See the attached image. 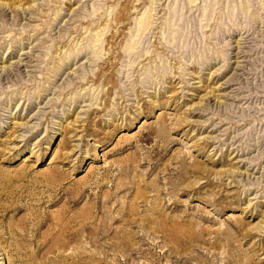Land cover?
<instances>
[{
	"label": "rangeland",
	"instance_id": "obj_1",
	"mask_svg": "<svg viewBox=\"0 0 264 264\" xmlns=\"http://www.w3.org/2000/svg\"><path fill=\"white\" fill-rule=\"evenodd\" d=\"M0 1L4 264H264V0Z\"/></svg>",
	"mask_w": 264,
	"mask_h": 264
},
{
	"label": "bare ground",
	"instance_id": "obj_2",
	"mask_svg": "<svg viewBox=\"0 0 264 264\" xmlns=\"http://www.w3.org/2000/svg\"><path fill=\"white\" fill-rule=\"evenodd\" d=\"M5 5H7V4H5L4 2H1L0 1V6L2 7V6H5ZM20 6H22V5H20ZM0 7V8H1ZM17 7V6H16ZM17 8H19V6L17 7ZM21 9H23V7L22 8H20V11H21ZM147 20V17H141L140 19H139V21H138V23H137V26H138V31H140V30H144V28H145V26H147V24H146V20ZM143 32V31H142ZM96 40V39H95ZM97 41V40H96ZM130 48V47H129ZM8 60V59H7ZM6 60V61H7ZM13 66V64H9L8 66H5L4 65V62H1V66H0V71L2 72V73H9V71H11L10 69H11V67ZM16 66V65H15ZM60 69L59 68H57V69H55V71H54V73L53 74H57V72L59 71ZM213 73H215V72H213ZM8 75V74H7ZM212 75V74H211ZM24 125L26 124V123H23ZM23 124H19V125H22L23 126ZM20 136V135H19ZM18 136V137H19ZM206 138V137H205ZM212 138V137H211ZM192 234V233H191ZM190 235V234H189ZM129 243L128 242H126V241H123L122 242V245L124 246H127ZM132 244V243H131ZM131 247V246H130ZM6 255V253L4 252V250L0 247V264H4L3 263V258H4V256ZM7 263V262H6ZM8 264V263H7Z\"/></svg>",
	"mask_w": 264,
	"mask_h": 264
}]
</instances>
